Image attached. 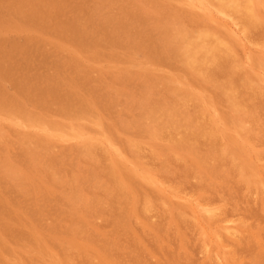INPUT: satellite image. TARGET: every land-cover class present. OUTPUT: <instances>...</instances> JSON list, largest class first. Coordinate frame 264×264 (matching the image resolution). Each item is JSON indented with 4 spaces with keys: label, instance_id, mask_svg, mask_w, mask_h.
Here are the masks:
<instances>
[{
    "label": "rangeland",
    "instance_id": "374dc122",
    "mask_svg": "<svg viewBox=\"0 0 264 264\" xmlns=\"http://www.w3.org/2000/svg\"><path fill=\"white\" fill-rule=\"evenodd\" d=\"M227 1L0 0V264H264V0Z\"/></svg>",
    "mask_w": 264,
    "mask_h": 264
},
{
    "label": "bare ground",
    "instance_id": "6f19581e",
    "mask_svg": "<svg viewBox=\"0 0 264 264\" xmlns=\"http://www.w3.org/2000/svg\"><path fill=\"white\" fill-rule=\"evenodd\" d=\"M203 1H204V0H203ZM218 1H219V0H218ZM228 1H229V0H228ZM228 1H227V2H228ZM248 1H249V0H248ZM229 2H230V1H229ZM233 2H234V1H233ZM245 2H246V1H245ZM217 3H218V2H217ZM220 3L223 4L222 2H220ZM224 3H225V2H224ZM237 3H238V1H237ZM237 3H236V4H237ZM239 3H240V2H239ZM241 3H242V2H241ZM246 3H247V2H246ZM246 3H245V4H246ZM249 3H250V2H249ZM251 3H252V2H251ZM236 4H235V5H236ZM243 4H244V3H243ZM215 5H216V3H215ZM235 5H234V7H235ZM240 5H241V4H240ZM247 5H248V3H247ZM218 6H219V5H218ZM222 6H223V5H222ZM228 6H229V4H228ZM251 6H252V5H251ZM203 7H204V6H203ZM209 7H210V6H209ZM240 7H241V6H240ZM244 7H245V6H244ZM248 7H249V6H248ZM205 8H206V7H205ZM227 8H228V7H227ZM242 8H243V7H242ZM246 8H247V6H246ZM222 9H223V7H222ZM222 9H221V10H222ZM247 9H248V8H247ZM247 9H246V10H247ZM218 10H219V8H218ZM231 10H233V9H231ZM243 10H245V9L243 8ZM248 10H249V9H248ZM211 11H212V10H211ZM227 11H228V10H227ZM237 11H238V10H237ZM237 11H236V12H237ZM212 12H213V11H212ZM230 12H232V11H230ZM240 12H241V13H240ZM240 12H239V14H242V11H240ZM226 13H227V12H226ZM247 13H248V12H247ZM214 14H215V13H214ZM228 14H229V13H228ZM231 14H232V13H231ZM245 14H246V13H245ZM250 14H251V12H250ZM247 15H248V14H247ZM235 16H236V15H235ZM241 16H242V15H241ZM248 16H249V15H248ZM217 17H219V15H218ZM244 17H245V16H244ZM250 17H251V15H250ZM250 17H249V18H250ZM220 18L223 20L222 17H220ZM232 18H233V16H232ZM235 18H236V17H235ZM235 18H234V20H235ZM221 19H220V20H221ZM236 19H237V18H236ZM225 20H226V19H225ZM223 21H224V20H223ZM238 21H240V20H238ZM238 21H237V22H238ZM244 21H245V20H244ZM233 22L235 23V21H233ZM240 22H241V21H240ZM256 22H258V21H256ZM248 23H249V22H248ZM230 24H231V23H230ZM238 24H239V23H238ZM238 24H237V25H238ZM250 24H251V23H250ZM237 25H236L237 28H234V29H236V30L239 28ZM233 26L235 27V25H233ZM239 26H240V25H239ZM243 26H244V25H243ZM207 28H208V27H207ZM232 28H233V27H232ZM239 29H240V28H239ZM179 31H180V30H179ZM183 32H184V31H183ZM176 33H178V32H176ZM212 33H213V32H212ZM178 34H179V33H178ZM181 34H182V33H181ZM181 34H180V35H181ZM190 34H192V32H191ZM205 34H206V33H205ZM176 36H177V35H176ZM183 36H184V35H183ZM189 36H190V35H189ZM193 36H194V35H193ZM202 36H203V32H202L201 38H202ZM235 36H236V35H235ZM198 37H200V35H199ZM210 37H211V36H210ZM179 38H183V37H179ZM232 38H233V37H232ZM174 39H175V38H174ZM176 39H177V38H176ZM203 39H204V38H203ZM208 39H210V38H208ZM177 40H178V39H177ZM179 40H180V39H179ZM194 40H195V38H194ZM174 41H175V40H174ZM192 41H193V38H192ZM204 41H205V40H204ZM206 41H207V40H206ZM210 41H213V40H210ZM214 41H215V40H214ZM197 42H199V41H197ZM177 43H178V42H177ZM177 43H176V44H177ZM179 43H181V42H179ZM193 43H194V42H193ZM211 43H212V42H211ZM181 44H182V43H181ZM188 44L190 45V43H188ZM206 44H207V43H206ZM220 44H221V43H220ZM177 45H178V44H177ZM177 45H176V46H177ZM184 45H185V44H184ZM186 45H187V44H186ZM186 45H185V46H186ZM209 45H211V44H209ZM215 45H216V44H215ZM217 45H218V44H217ZM221 45H223V44H221ZM192 46H193V45H192ZM196 46H198V45H195V48H196ZM199 46H200V44H199ZM201 46H203V44H202ZM206 46H207V45H206ZM174 47H175V46H174ZM183 47H184V46H183ZM188 47H189V46H188ZM203 47H205V46H203ZM213 47H214V46H213ZM215 47H216V46H215ZM215 47H214L213 49H215ZM185 48L187 49V47H185ZM189 48H190V47H189ZM193 48H194V47H193ZM197 48H198V47H197ZM200 48H201V47H200ZM209 48H212V47H209ZM174 49H176V48H174ZM181 49H182V48H181ZM190 49H191V48H190ZM190 49H189V50H190ZM217 49H218V48H217ZM221 49H222V48H221ZM176 50H177V49H176ZM176 50H175V51H176ZM184 50H185V49H184ZM184 50H183V53L185 52ZM191 50H192V49H191ZM193 50H194V49H193ZM197 50H198V49H197ZM200 50H201V49H200ZM206 50L208 51V49H206ZM210 50H211V49H210ZM178 51H179V50H178ZM178 51H177V52H178ZM204 51H205V50H204ZM187 52H188V51H187ZM199 52H200V51H199ZM202 52H203V50H202ZM216 52H219V51H216ZM180 53H181V52H180ZM180 53H179V54H180ZM214 53H215V52H214ZM222 53H223V52H222ZM189 54H190V53H189ZM206 54H208V52H207ZM210 54H211V53H210ZM230 54H231V53H230ZM176 55H177V54H176ZM193 55H194V54H193ZM203 55H204V53H203ZM211 55H212V54H211ZM213 55H214V54H213ZM220 55H221V54H220ZM224 55H225V54H224ZM178 56H179V55H178ZM180 56H181V55H180ZM194 56H195V55H194ZM194 56H193V57H194ZM199 56H200V55H199ZM201 56H202V54H201ZM201 56H200V57H201ZM208 56H210V55H208ZM221 56H222V55H221ZM189 57H190V56H189ZM181 58H182V57H181ZM186 58H187V57H186ZM191 58H192V57H191ZM194 58H195V57H194ZM196 58H199V57L197 56ZM202 59H203V57H202ZM210 59H211V58H210ZM228 59H229V58H228ZM184 60H185V59L183 58V61H184ZM188 60H189V58H188ZM191 60H192V59H191ZM204 60H205V59H204ZM204 60H203V61H204ZM224 60H225V59H224ZM198 61L200 62V59H198ZM198 61H197V62H198ZM215 61H217V60H215ZM191 62H192V61H191ZM201 62H202V61H201ZM186 63H187V62H186ZM189 63H190V62H189ZM189 63H188V64H189ZM182 64H184V63H182ZM190 64H191V63H190ZM190 64H189V66H191L193 63H192L191 65H190ZM198 64H199V63H198ZM202 64H203V63H202ZM204 64H206V63H204ZM210 65H211V64H210ZM215 65H216V64H215ZM196 66H197V65H196ZM187 67H188V66H187ZM205 67H206V66H205ZM191 68H192V67H191ZM201 68H202V66H201ZM202 69H204V68H202ZM198 70H199V69H198ZM194 71H196V70H194ZM176 109H177V108H176ZM176 109H175V110H176ZM173 110H174V109H173ZM170 112H171V111H170ZM170 112H169V113H170ZM175 112H176V111H175ZM180 112H181V111H180ZM156 113H157V112H156ZM181 113H182V112H181ZM181 113H180V114H181ZM162 114H165V113H162ZM166 114H167V113H166ZM166 114H165V115H166ZM165 115H164V116H165ZM181 115H182V114H181ZM150 116H151V115H150ZM156 116H158V115H156ZM156 116H155V117H156ZM183 116H185V115H183ZM152 117H154V116H152ZM186 117H187V116H186ZM168 118H169V116H168ZM177 118H178V117H177ZM179 118H180V117H179ZM183 118H184V117H183ZM180 119H181V118H180ZM183 120H184V119H183ZM36 121H37V120H36ZM174 121H175V120H174ZM186 121H187V120H186ZM164 123H165V122H164ZM34 125H35V124H34ZM161 125H162V124H161ZM164 125H165V124H164ZM183 125H184V124H183ZM178 126H179V125H178ZM189 127H191V126H189ZM175 128H176V127H175ZM33 130H34V129H33ZM57 130H58V129H57ZM191 130H192V129H191ZM35 131H36V129H35ZM42 132H43V130H42ZM191 133H192V132H191ZM61 134H62V133H61ZM189 134H190V133H189ZM33 135H34V134H33ZM52 135H53V134H52ZM57 135H58V134H57ZM59 135H60V134H59ZM75 136H76V135H75ZM223 136H224V135H223ZM50 137H51V136H50ZM59 137H60V136H59ZM59 137H58V138H59ZM78 137H79V136H78ZM86 137H87V136H86ZM225 137H226V136H225ZM225 137H224V138H225ZM62 138H63V137H62ZM65 138H66V137H65ZM67 138H68V136H67ZM72 138H73V136H72ZM63 139H64V138H63ZM68 139H69V138H68ZM76 139H77V138H76ZM82 139H84V138H82ZM222 139H223V138H222ZM226 139H227V138H226ZM227 140H228V139H227ZM86 141H88V139H87ZM97 142H98V141H97ZM231 142H232V141H231ZM88 143H89V142H88ZM232 144H233V143H232ZM101 145H102V143H101ZM108 145H109V144H108ZM226 145H227V144H226ZM237 145H238V144H237ZM235 147H236V146H235ZM228 148H229V147H228ZM236 148H237V147H236ZM238 149H239V148H238ZM236 151H237V150H236ZM239 151H240V150H239ZM111 152H112V151H111ZM112 153H113V152H112ZM114 153H115V152H114ZM114 153H113V154H114ZM230 153H231V150H230ZM230 153H229V154H230ZM240 153H241V152H240ZM114 155H115V154H114ZM117 155H119V154H117ZM240 155H241V154H240ZM242 155H243V154H242ZM115 156H116V155H115ZM119 156H120V155H119ZM230 156H231V155H230ZM234 156H235V155H234ZM234 156H233V158H234ZM240 157H241V156H240ZM242 157L245 158L244 155H243ZM246 157H247V156H246ZM117 158H119V157L117 156ZM238 158H239V157H238ZM245 159H246V158H245ZM120 160H121V159H120ZM234 160H235V159H234ZM237 160H238V159H237ZM243 160H244V159H243ZM247 161H248V160H247ZM248 162H249V161H248ZM237 163H238V161H237ZM240 164H241V163H240ZM247 167H249V166L247 165ZM126 172H127V171H126ZM247 172H248V171H247ZM255 172H256V171H255ZM255 172H254V173H255ZM249 173H250V172H249ZM117 176H118V174H117ZM130 176H131V175H130ZM139 176H140V175H139ZM246 176H247V175H246ZM119 177H120V176H119ZM121 177H122V176H121ZM121 177H120V178H121ZM133 180H135V179H133ZM137 180H139V179H137ZM144 180H145V179H144ZM145 181H146V180H145ZM246 181H247V180H246ZM254 181H255V180H254ZM255 183H256V182H255ZM250 184H251V183H250ZM260 186H261V185H260ZM151 187H152V186H151ZM124 188H125V186H124ZM124 188H123V190H124ZM152 188H153V187H152ZM161 191H162V190H161ZM167 193H168V192H167ZM168 195H169V194H168ZM158 196H159V195H158ZM171 197H172V196H171ZM162 198H163V197H162ZM165 198H166V197H165ZM129 210H130V209H129ZM129 213H132V212H129ZM35 258H36V257H35ZM104 261H105V260H104ZM36 262H37V261H36ZM39 262H40V261H39ZM51 262H52V261H51ZM53 262H54V261H53ZM105 262H106V261H105ZM7 264H8V263H7ZM53 264H54V263H53Z\"/></svg>",
    "mask_w": 264,
    "mask_h": 264
}]
</instances>
